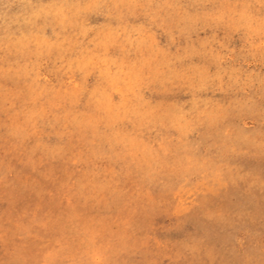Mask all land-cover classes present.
I'll use <instances>...</instances> for the list:
<instances>
[{
    "label": "rangeland",
    "instance_id": "1",
    "mask_svg": "<svg viewBox=\"0 0 264 264\" xmlns=\"http://www.w3.org/2000/svg\"><path fill=\"white\" fill-rule=\"evenodd\" d=\"M0 264H264V0H0Z\"/></svg>",
    "mask_w": 264,
    "mask_h": 264
}]
</instances>
